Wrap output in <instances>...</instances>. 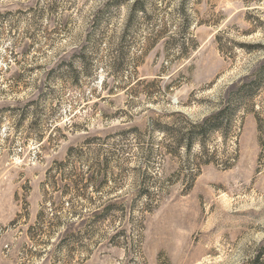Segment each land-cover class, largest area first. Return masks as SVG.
Listing matches in <instances>:
<instances>
[{
	"label": "rangeland",
	"instance_id": "obj_1",
	"mask_svg": "<svg viewBox=\"0 0 264 264\" xmlns=\"http://www.w3.org/2000/svg\"><path fill=\"white\" fill-rule=\"evenodd\" d=\"M136 1L0 0V264H264L253 113L201 173L148 156L263 66L264 0Z\"/></svg>",
	"mask_w": 264,
	"mask_h": 264
},
{
	"label": "trees",
	"instance_id": "obj_2",
	"mask_svg": "<svg viewBox=\"0 0 264 264\" xmlns=\"http://www.w3.org/2000/svg\"><path fill=\"white\" fill-rule=\"evenodd\" d=\"M140 3L139 0L135 2L136 8H143V5L140 7ZM86 66L88 65L84 61V68ZM73 74L76 76L73 80L76 82V69L73 70ZM263 83L264 64L250 77L234 83L226 93L227 105L210 116L194 121L188 115L176 112L171 114L173 118L171 122L162 123L160 120H154L152 129L162 138L159 142H154L153 139V142L149 144L148 156L152 157L157 149L164 148L165 152L173 157L187 159V164L181 173H201L202 165L216 161L219 153L218 147L209 144L211 135L220 133L224 139L228 140L237 137L235 115L238 111L253 113L259 130L264 132V97H260ZM192 180H195V176ZM146 198H149V195ZM150 202L153 204V200ZM112 205L107 206L103 210L104 213L110 211Z\"/></svg>",
	"mask_w": 264,
	"mask_h": 264
}]
</instances>
